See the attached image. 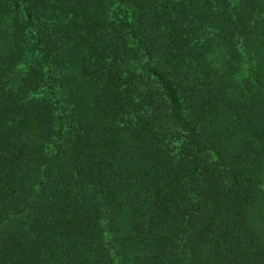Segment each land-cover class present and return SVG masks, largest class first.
Returning <instances> with one entry per match:
<instances>
[{
  "label": "trees",
  "instance_id": "obj_1",
  "mask_svg": "<svg viewBox=\"0 0 264 264\" xmlns=\"http://www.w3.org/2000/svg\"><path fill=\"white\" fill-rule=\"evenodd\" d=\"M0 264H264V0H0Z\"/></svg>",
  "mask_w": 264,
  "mask_h": 264
}]
</instances>
